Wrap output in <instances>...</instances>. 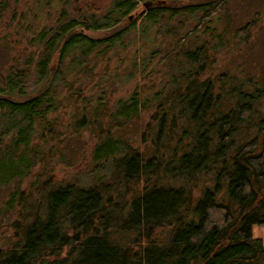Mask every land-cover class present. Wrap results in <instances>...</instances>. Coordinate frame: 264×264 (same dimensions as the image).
<instances>
[{"label": "trees", "instance_id": "trees-1", "mask_svg": "<svg viewBox=\"0 0 264 264\" xmlns=\"http://www.w3.org/2000/svg\"><path fill=\"white\" fill-rule=\"evenodd\" d=\"M52 1L0 0V264H264V74L212 72L229 0ZM83 131L109 179L58 181Z\"/></svg>", "mask_w": 264, "mask_h": 264}, {"label": "rangeland", "instance_id": "rangeland-1", "mask_svg": "<svg viewBox=\"0 0 264 264\" xmlns=\"http://www.w3.org/2000/svg\"><path fill=\"white\" fill-rule=\"evenodd\" d=\"M29 1L33 3L38 2V0ZM111 1L113 0H87V2H93V6L101 8L107 7ZM58 2L59 0H53L49 5L45 4V7H39L38 10L41 16L42 10L45 11L43 19L47 18L50 11L53 14L59 10L60 3ZM228 2L229 6H227L224 12L225 14H223L227 15L228 19L225 16L220 18L218 28V31H220L225 23L227 26L225 31L227 37L223 46L215 54L216 62L213 65L212 72L216 74L228 70L230 73L236 72L239 76L249 74L262 76L264 74V0H229ZM137 10L140 11V9ZM5 46L0 39V61L5 59L3 54ZM100 62L93 68L95 74L100 72V65H104V63ZM111 62L110 69L118 66V64L113 63L114 57L111 59ZM134 80L136 79H132V77L125 80V78L119 79L118 77L111 76L112 84L110 82L107 83L111 88V94L119 97L123 96V94L126 95L132 89ZM140 83L143 84L142 82ZM128 128V131H130L129 136L132 139H136L135 144H132L136 145L140 142L136 131L138 130L139 133L143 129L141 120H136ZM93 141L86 131H83L80 136L76 134L70 135V142L61 146L63 151L67 153L68 164L56 161L54 175H56L58 181L73 180L78 183L90 184L100 178L109 179L107 173L105 171L99 172L98 168L93 172L89 171L92 167L90 163V150ZM28 179L30 180V176L27 177L26 181L23 180L21 185H26L29 182ZM15 185L16 182L13 183V186ZM8 190L9 186L1 187L0 197H5ZM2 219L3 217H0V222ZM9 230L8 225L0 223V245L6 246L10 237ZM253 233L255 237L260 238L264 242V228L259 229L254 226Z\"/></svg>", "mask_w": 264, "mask_h": 264}, {"label": "water", "instance_id": "water-1", "mask_svg": "<svg viewBox=\"0 0 264 264\" xmlns=\"http://www.w3.org/2000/svg\"><path fill=\"white\" fill-rule=\"evenodd\" d=\"M138 12H139L138 10L130 12V14L128 15L129 19L131 20L133 18V16L136 15Z\"/></svg>", "mask_w": 264, "mask_h": 264}]
</instances>
